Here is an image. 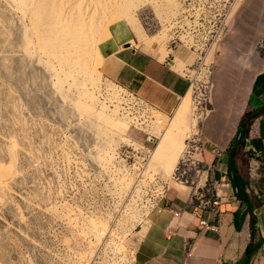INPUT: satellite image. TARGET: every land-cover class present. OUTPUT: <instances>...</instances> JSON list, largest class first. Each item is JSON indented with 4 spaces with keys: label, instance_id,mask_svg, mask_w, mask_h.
<instances>
[{
    "label": "rangeland",
    "instance_id": "obj_1",
    "mask_svg": "<svg viewBox=\"0 0 264 264\" xmlns=\"http://www.w3.org/2000/svg\"><path fill=\"white\" fill-rule=\"evenodd\" d=\"M58 1L50 18L45 0H0V264H67L57 249L71 245V235L80 248L85 232L93 236L112 220L131 246L156 190L122 176L119 155L131 150L124 142L130 133L145 146L148 133L137 134L143 120L131 91L102 74L98 44L109 24L122 19L142 35L141 43L160 36L171 49L188 45L197 56L194 88L178 111L194 104L203 114L209 52L243 0ZM71 25L89 38L65 50ZM81 53L90 56V70ZM110 84L122 89L114 92ZM161 120L166 134L172 120Z\"/></svg>",
    "mask_w": 264,
    "mask_h": 264
},
{
    "label": "crops",
    "instance_id": "obj_2",
    "mask_svg": "<svg viewBox=\"0 0 264 264\" xmlns=\"http://www.w3.org/2000/svg\"><path fill=\"white\" fill-rule=\"evenodd\" d=\"M238 6L209 52L203 114L194 104L178 111L194 86L191 47L171 49L160 36L141 43L122 19L98 44L102 74L172 120L166 134L153 124L138 127L137 134L158 137L151 172L167 189L136 224L133 264H264V0ZM124 142L140 145L132 133Z\"/></svg>",
    "mask_w": 264,
    "mask_h": 264
},
{
    "label": "built area",
    "instance_id": "obj_3",
    "mask_svg": "<svg viewBox=\"0 0 264 264\" xmlns=\"http://www.w3.org/2000/svg\"><path fill=\"white\" fill-rule=\"evenodd\" d=\"M237 1V0H234ZM133 107L135 108V115L141 118L142 125L153 124L161 130V119L157 118L158 112L153 105L140 101L136 95L129 94ZM159 119V120H158ZM148 123V124H147ZM138 125V123H137ZM138 125V127H143ZM164 125V123H163ZM146 142L149 145H139L129 147V152L122 151L120 157V173L125 178L134 181V185L147 183L146 187L149 189L153 185L156 194L153 197H165L167 186L152 172L149 171V164L153 160L154 146L158 143V137L148 134ZM189 148L192 147L193 140H187ZM156 144V145H155ZM218 153L219 151H214ZM147 182H145V181ZM174 216L179 213L173 211ZM97 224V223H95ZM201 225L207 228H214L206 221H201ZM97 226V225H96ZM103 229H98L96 234L90 236L85 232L86 237H83V245L80 248H75L73 243L77 238L71 235L68 239L71 240V245L57 249V254L63 253L68 260L67 264H133L135 259V250L132 246H128L127 239L124 234L125 231L120 232L117 220L108 221L101 226ZM96 229V228H95ZM135 233V231H134ZM96 249V251H94Z\"/></svg>",
    "mask_w": 264,
    "mask_h": 264
},
{
    "label": "bare ground",
    "instance_id": "obj_4",
    "mask_svg": "<svg viewBox=\"0 0 264 264\" xmlns=\"http://www.w3.org/2000/svg\"><path fill=\"white\" fill-rule=\"evenodd\" d=\"M45 1L47 2L46 10H45L46 15L48 17H50V18H52L53 16L55 18L57 16L58 12H59V9H60L59 1L58 0H45ZM76 28L77 27H74V25H71L70 29H67L68 30L67 34L69 35V37H67L66 39H68V42H65L64 44H61L62 46L66 45L64 47L65 50H67L66 48H69V47L70 48H76L79 42L86 41L89 38L88 33L84 32V31H81V30H78ZM71 39L74 40V43H70ZM47 40L48 39L45 36L43 41H42L43 45H45V46L47 45ZM80 56H81V60H82L81 61L82 62V66L88 67V69L90 70V67H89L90 66V56L88 54H86V53H81ZM97 59L99 60L100 66H101L102 65V58L98 57ZM65 61L67 62L66 59H65ZM110 85H112V88H114L113 89L114 92H116L117 90H119L121 88V87L120 88L117 87L115 84H110ZM182 105H183V100H182V103L179 106V109H180V107H182ZM153 107L158 112L157 118H159V119H168L169 120L168 117L163 115L162 111L158 107H156L155 105H153ZM182 109L183 108H181V110ZM156 147H157V145H156ZM156 147H155V149H156ZM155 149H154V155L156 153ZM154 155H153V158H154Z\"/></svg>",
    "mask_w": 264,
    "mask_h": 264
}]
</instances>
